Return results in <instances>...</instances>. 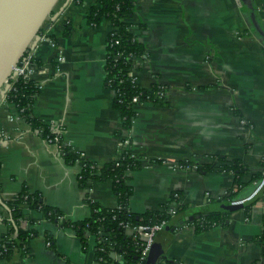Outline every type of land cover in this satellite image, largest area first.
<instances>
[{
  "label": "crops",
  "instance_id": "0c3cea01",
  "mask_svg": "<svg viewBox=\"0 0 264 264\" xmlns=\"http://www.w3.org/2000/svg\"><path fill=\"white\" fill-rule=\"evenodd\" d=\"M95 1L59 0L38 44L30 48L43 84L33 115L58 125L64 144L100 165L120 160L128 150L139 156L144 165L129 179L132 212L173 203L180 204V212L195 209L173 222L182 226L168 229L155 264H264L262 247L253 241L264 232V192L250 217L244 205L231 202L238 208L227 226L197 232L185 224L196 212L225 209L222 199L234 190L232 171L203 172L198 164L217 157L241 160L249 173L236 199L248 200L255 183L262 182L251 179L264 168V36L256 25L264 31V0H250L253 10L243 0H132L131 31L146 52L129 72L142 87L165 86L167 105L137 104L131 128L124 127L114 105L116 91L105 82L112 23L107 18L98 26L87 23ZM67 24L70 35L63 36ZM188 161L194 165L183 166ZM0 164L5 203L26 187L73 221L91 215V202L118 205L110 179L82 187L80 161L69 162L58 144L36 132L5 100L0 103ZM24 214L22 228L39 232L29 243L32 255L0 257V264H101L95 237L84 248L74 230L59 228L41 211L25 206ZM6 219L12 220L10 209L0 204V240L10 229ZM47 233L54 247L47 244ZM111 255L121 257L115 251Z\"/></svg>",
  "mask_w": 264,
  "mask_h": 264
},
{
  "label": "trees",
  "instance_id": "16d2710c",
  "mask_svg": "<svg viewBox=\"0 0 264 264\" xmlns=\"http://www.w3.org/2000/svg\"><path fill=\"white\" fill-rule=\"evenodd\" d=\"M134 12L135 4L132 0H96L87 11V23L89 25L98 26L105 18L110 19L112 23L113 28L108 34L107 41L105 82L116 91L114 105L120 110L123 125L126 128H131L137 116L133 101L134 96H138L139 103L151 102L160 107L167 105L165 96L167 88L165 86L155 83L151 89L142 87L129 72L133 62L146 52L145 45L131 31V19ZM70 31L67 24L63 36H69ZM37 92L38 88L33 81L21 78L8 93L6 102L14 104L19 115L36 132L57 143L62 149L61 154L69 162L80 161L82 169L79 182L82 187H86L89 181L93 179H110L113 190L118 197V205L109 208L91 202V215L73 221L67 219L58 208L46 204L39 192L31 191L25 187L17 197L6 201L12 220L6 219L10 229L0 240V257L12 260L17 256L32 255L29 243L38 236L39 232L33 227L22 228L21 226V221L25 218L24 207L28 206L31 209L41 211L45 219L55 222L59 228L74 230L81 239L84 248H87L89 244V237H95L97 241L96 255L101 264H145L147 258H141L138 240L135 238L134 232H130V230L143 223L153 224L166 219L167 224L163 229L180 228L182 225L171 223V217L165 211L153 210L145 213L131 211L129 199L133 188L129 183L130 173L141 169L144 165L143 161L131 150H128L120 160L100 165L96 161L84 157L71 146L64 144L59 135L51 132L50 126L33 115L32 104ZM185 165L191 166L194 164L192 161H188L183 163V166ZM196 167L203 172L215 169L232 171L235 175L234 190L222 199V201L227 202L225 209H213L206 214L196 212L191 215L192 218L188 219L185 224L193 225L197 232L216 225L227 226L231 213L238 208L230 203L236 199L239 192L245 187L246 183L243 177L249 173V168L239 159L220 157H217L216 161L211 164H198ZM258 180H264V168L252 176L251 182ZM255 202L245 205L248 217L251 215L252 206ZM180 211L181 209L178 212ZM31 222L33 223L35 220H31ZM46 237L47 240L51 241L50 246L54 247L53 235L47 233ZM253 241L262 247L264 255V232L255 237ZM112 251H115L121 257H113L111 255Z\"/></svg>",
  "mask_w": 264,
  "mask_h": 264
},
{
  "label": "water",
  "instance_id": "95a60500",
  "mask_svg": "<svg viewBox=\"0 0 264 264\" xmlns=\"http://www.w3.org/2000/svg\"><path fill=\"white\" fill-rule=\"evenodd\" d=\"M243 1L253 10L250 0ZM58 2L59 0H0V103L9 88L7 81L12 76L14 67L28 49L35 48L38 44L41 31L47 20L53 17V11ZM253 18L256 22V18ZM256 25L264 36V31L257 22ZM262 192H264L263 186L254 190V194L248 200L234 205L239 207L253 203ZM0 202L9 210L1 195ZM194 211V208H190L178 213L171 218V223ZM164 226L152 243L146 264H155L158 255L161 254V247L169 229H163Z\"/></svg>",
  "mask_w": 264,
  "mask_h": 264
},
{
  "label": "built area",
  "instance_id": "2783aa9c",
  "mask_svg": "<svg viewBox=\"0 0 264 264\" xmlns=\"http://www.w3.org/2000/svg\"><path fill=\"white\" fill-rule=\"evenodd\" d=\"M39 72H40V64L36 60L33 51L31 49H28L24 57L14 67L12 76L7 81L9 83V88L5 96L3 97V100L6 101L8 93L10 92L14 84L21 78H25L28 81H33L39 90L43 86V84L40 83L39 80L37 79V75ZM135 81L138 82L137 77H135ZM133 101L135 103V106L139 104L138 96H134ZM50 130L53 134H57L61 137V128L58 125H54V124L50 125ZM47 140L51 143H54L50 139ZM58 147L61 153L62 149L59 145ZM255 184L257 185L256 190H258L261 186L264 187V180L262 182H256ZM174 196L177 197L178 194L175 193ZM244 200L245 199H234L232 202L234 204H238L243 202ZM179 209H180V204L173 203V204H168V206H164L159 210H161V212L165 211L168 216L173 217L178 213ZM166 222L167 219L153 224L143 223L132 229L135 238L138 240L137 242L139 243L140 255L142 259L148 258L152 243L155 240L156 235L161 230V228L166 224ZM47 244L50 246L51 241H48Z\"/></svg>",
  "mask_w": 264,
  "mask_h": 264
}]
</instances>
